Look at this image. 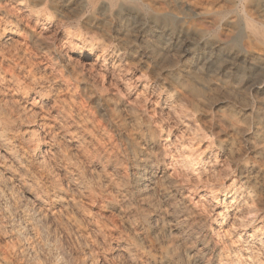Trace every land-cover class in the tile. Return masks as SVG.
Returning a JSON list of instances; mask_svg holds the SVG:
<instances>
[{
  "label": "clouds",
  "instance_id": "1",
  "mask_svg": "<svg viewBox=\"0 0 264 264\" xmlns=\"http://www.w3.org/2000/svg\"><path fill=\"white\" fill-rule=\"evenodd\" d=\"M0 264H264V0H0Z\"/></svg>",
  "mask_w": 264,
  "mask_h": 264
}]
</instances>
